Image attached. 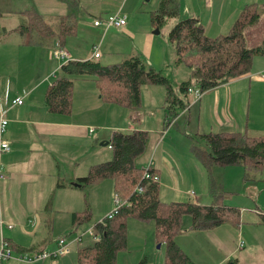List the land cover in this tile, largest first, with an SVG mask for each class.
Masks as SVG:
<instances>
[{"label": "crops", "instance_id": "1", "mask_svg": "<svg viewBox=\"0 0 264 264\" xmlns=\"http://www.w3.org/2000/svg\"><path fill=\"white\" fill-rule=\"evenodd\" d=\"M12 1L0 0V31L16 28L25 22L26 9L33 8L41 13L42 7L51 5L50 0H22L19 6L12 8ZM177 2L179 16L198 18L205 26L208 35L212 37L227 33L238 16L239 10L245 4L241 0H177ZM113 3H115L114 0H94V2L69 0L72 10L78 6L81 9L76 13L68 14L77 16V30L75 34L66 38L64 44L60 39H55L49 45L27 44L18 33H12L0 42V95L4 100L8 98L11 101L17 96H22L24 99L23 104L13 105L8 111L9 124L4 137L9 141L11 150L0 151V220L2 221L0 222V249L4 241L9 242L13 247V257L6 260L5 264H46L47 259L53 260V258H47L43 261L29 262L21 256L44 250L50 251L48 247L51 243L57 245L54 232L59 219L56 217L65 212L71 215L73 220V214L78 213L83 207L77 208L80 199L83 198L80 190H90L92 196L94 192L103 194L104 190L114 192V182L108 183V181L102 185L89 186H74L73 183L89 173L96 159L108 157V153L103 151L106 146L112 153L113 150L109 145L115 131L136 130L149 133L145 152L153 150L154 156H151L150 161H153V169L160 178L159 186L160 184L170 185L171 188L166 187L172 191V201H194L203 204L208 203L210 199L213 202L211 180L214 179L226 193L225 203L237 206L228 200L226 202L231 195L229 191L223 189V180L218 182L215 178L219 166L206 168L192 148L193 153L189 152L183 157V166L189 174L188 184L192 187L191 193L194 191V196L191 195L190 190L182 191L180 187L183 185V180L179 164L171 153L161 146L168 139L173 141V136L180 135L173 129L179 126V120L186 124L189 136H192L191 133L194 132L199 137L206 133L223 131L264 136V95L260 94L256 83L257 80H264V67L254 73L250 70L206 91L198 101H195L192 94L181 93L180 84L179 88H174L178 99L180 97L184 101V104L180 105L167 97L165 87L144 85L142 102L137 108L105 101L95 79L79 77L73 85L71 113L62 114L48 110L45 103L46 92L61 73L60 69L63 65L61 64L63 62L53 57L52 49L55 44L60 42L65 47L68 38L77 35L79 30L77 14L95 12L102 16L111 13L112 10L106 7ZM53 7L52 12L59 10L58 7ZM6 10L9 13H5ZM12 14L21 21L15 27L7 26ZM126 26L123 28L126 32L123 31V33L132 34V27L128 24ZM52 27L57 30L60 28V23L57 27ZM108 30L104 28L102 31L106 33ZM13 36H19L12 41L14 46L11 45ZM98 45L101 49V44ZM22 49L29 51H26L24 55L17 54ZM1 53L7 55L3 56ZM69 53L71 60H85L93 57L91 55L88 58H81ZM51 57L58 64L54 65ZM101 57L102 54L99 58ZM152 63L151 60L148 62L149 65ZM256 73L259 77H256ZM145 90H150L148 100L145 97ZM91 127L96 128L93 134L89 131ZM172 129L174 133H171ZM193 145L194 142L190 144L191 147ZM258 180L263 181V177L254 181ZM196 187L200 188V195L203 196L201 199L197 197V192L194 190ZM113 204L114 200L110 198L107 212L112 210ZM237 207L240 208L241 223L242 208ZM187 218L191 226V218L186 217L185 221ZM263 224L259 223L257 226L261 227ZM210 229L191 228L196 232ZM244 244L243 242L241 248ZM184 252L186 253L185 250ZM187 255L193 264H198L190 254ZM229 259L230 254H225L218 263L227 262L228 264ZM143 260L144 264L148 263L147 258ZM60 264H68V262L63 259ZM235 264H264V260L242 262L236 259Z\"/></svg>", "mask_w": 264, "mask_h": 264}, {"label": "trees", "instance_id": "2", "mask_svg": "<svg viewBox=\"0 0 264 264\" xmlns=\"http://www.w3.org/2000/svg\"><path fill=\"white\" fill-rule=\"evenodd\" d=\"M179 12L177 0H161L159 8L152 13V22L161 27L169 19L179 17ZM24 13L25 22L16 28L0 31V42L12 33H18L27 44L49 45L55 39L64 44L68 36L76 33L77 16L74 14L62 17L60 28L56 30L35 9H26ZM260 16L258 4L248 5L235 18L227 33L216 37L209 36L196 17L178 21L170 30L168 39L175 47L178 64L192 70V78L180 85L181 93H187L190 86H197L206 92L248 73L254 57L264 55V43L249 48L244 31L258 23ZM60 70L45 96L50 112L71 113L73 85L79 77L95 79L102 98L110 103L137 108L142 102V87L160 85L166 88L167 97L172 98L174 103L184 104L175 94L172 82L140 56L112 65H103L93 57L71 60ZM197 138L204 141L206 148L194 142L192 149L206 168L241 166L245 169V181H254L259 177L264 180V136L223 131L206 133ZM148 142L149 133L146 131H115L110 141L113 158L91 166L86 176L78 178L77 182L82 186L112 179L115 193L125 201L112 219L107 217L97 224L101 239L93 246L78 250V264H117L119 252L128 244L129 218L155 223L157 241L167 245L166 264H193L176 241L186 217L191 218L190 227L194 230L210 229L226 222L240 224V208L225 203L226 193L214 179L211 180L214 201L209 205L194 201L164 202L160 198L159 183L154 182L145 192H138L139 185L148 183L144 167L137 163ZM91 216L87 206L84 212L73 214L72 224L77 226L90 220ZM139 264H144V260Z\"/></svg>", "mask_w": 264, "mask_h": 264}, {"label": "rangeland", "instance_id": "3", "mask_svg": "<svg viewBox=\"0 0 264 264\" xmlns=\"http://www.w3.org/2000/svg\"><path fill=\"white\" fill-rule=\"evenodd\" d=\"M91 1L94 2V0ZM114 2L106 7L112 10L111 13L102 16L95 12L77 14L79 16V30L75 37L68 38L65 49L78 57L88 58L93 55L94 46L101 44L102 57L95 60L103 65H112L123 62L132 56H140L148 62L151 60L153 62L151 66L162 72L172 82L174 88H179L181 82L190 79V77L192 78V70L184 64H178L175 47L168 39L169 32L174 25L178 21L189 17L180 15L177 18L169 19L163 26L159 27L152 22V13L159 8L161 0H114ZM241 2H245V4L241 7L239 13L248 5L258 4L260 6L261 16L259 22L248 26L244 31L248 47L256 48L264 43V0H241ZM19 3H22V0H18V2L13 0L11 7H17ZM50 3V6L42 7L40 12L45 16L47 22L54 27L58 26L60 18L64 15L76 13L81 9L78 6L72 10L69 0H50ZM53 6L58 7L59 10L52 12ZM5 13L9 12L6 10ZM119 13L126 17L128 26L132 27V34L126 33L127 35H125L123 33L125 29L114 27L109 28V30L106 29L108 31L104 33L102 31L104 30L103 26L97 27L94 24L95 20L100 17L106 18ZM20 22V19L12 14V17L8 19L7 26L15 27ZM156 31L159 32L156 33ZM18 37L13 36L11 38L12 46H14L12 41H15L14 39ZM23 49L17 54L24 55L26 51H29ZM1 55L6 56L7 54L1 53ZM21 60L27 64L23 59ZM51 61L54 65L58 64L53 57H51ZM263 67L264 55L255 56L251 73L262 70ZM257 75L256 73V77H259ZM256 83L259 86L260 94L264 95V80H257ZM149 91L145 90L146 100L149 98ZM178 124L179 126L177 125L173 129L178 131L180 135L173 136V141L168 139L163 142L161 147L168 150L179 164L180 175L183 180L180 189L182 191L190 190L191 193L192 187L188 184L189 174L183 166V157L192 152V145L190 146L192 142L197 143L202 148H206V144L197 138L195 132L191 133L192 136L187 135V126L182 120H179ZM173 129L171 133H174ZM103 151L108 153V157L106 159H96L95 164L113 158L114 152L111 153L107 146ZM152 151H144L137 158V163L144 165V167L148 166L151 156H154ZM244 176L245 169L240 166L219 167L215 175L218 182L223 180V189L229 191L231 195L229 199H226V202L228 200L231 204L242 208L240 225L226 222L219 228L196 232L191 230L190 220L186 219L184 228L177 237V242L198 264H219L218 261L225 254H230L228 264H235L236 259L242 262H245V260H264V180L247 182L244 181ZM105 182L112 183L113 180L106 179L96 185H102ZM166 186L170 187V185L160 184V198L164 202H171L172 191ZM194 190L197 192V197L201 199L203 196L200 195V188L196 187ZM80 191L83 198L80 199L77 208L83 207L78 213L84 212L87 205H89L92 216L90 220L77 226L72 225L71 215L65 212L56 217L59 220L54 232V240L64 237L71 243V246L67 254L53 258V260L47 259L46 264H60L63 259H66L68 264H78V250L93 246L97 241L89 235V230L98 233L97 224L108 217L115 209L113 204L112 210L107 212L110 205V203L108 205V201L110 198L114 200L115 191L108 192L104 190L103 194H95L94 192L93 196L90 190L82 189ZM208 200V203L203 204L212 202V200ZM104 210L106 211L103 212ZM127 223L128 244L125 249L119 252L117 264H139L144 258H147V264H166L167 245L157 241L155 223L153 221L143 222L136 218H129ZM259 223L263 225L261 227L257 226ZM80 236H82L81 241L75 242ZM72 242L74 243L72 244ZM243 242L245 244L241 248ZM56 246L55 243H51L48 249L50 251L55 250ZM223 264H227V262Z\"/></svg>", "mask_w": 264, "mask_h": 264}, {"label": "built area", "instance_id": "4", "mask_svg": "<svg viewBox=\"0 0 264 264\" xmlns=\"http://www.w3.org/2000/svg\"><path fill=\"white\" fill-rule=\"evenodd\" d=\"M95 26H103L105 29H109L111 27L123 29L127 24V19L122 14H117L113 16H107L106 18H99L96 19L94 22ZM53 57L61 62H69L71 61V55L69 51L65 49V47L60 43L57 42L52 49ZM101 56L100 51V45L94 46L93 51V58L97 59ZM187 93L192 94L195 101H198L201 99L205 92H203L199 87L197 86H190L187 88ZM24 99L22 96H17L13 100H9L6 98L5 100L0 95V151L7 152L11 150V146L9 141L4 137V134L7 130V126L9 124V119L7 117L8 111L11 106L16 104H23ZM189 108L187 107V110ZM90 133L93 134L96 131L95 127L90 128ZM110 148H112L111 145H109ZM153 161L149 162V165L144 167V177L148 180V183L146 185H139L137 187L138 192H145L150 185L151 182L154 183H160L159 176L152 172L153 170ZM2 177V175H1ZM192 196H194V191L191 193ZM125 203V201L118 195L115 194L114 198V204L115 209L114 211L108 216L109 219H112L115 215L118 209ZM107 218V217H106ZM105 220V218H104ZM103 220V221H104ZM0 222H2L0 220ZM102 222V221H101ZM11 227V226H10ZM89 235L94 238V240L99 241L101 239V234L95 233L93 230H89ZM82 236H80L75 242L81 241ZM71 246V243L68 242V240L64 237L57 240V248L52 251H41V252H35L33 254H26L22 255L21 258H24L29 262H36V261H43L47 258H57L64 256L69 252V247ZM13 257V248L10 246L9 242L4 241L1 249H0V264H5L6 260H9Z\"/></svg>", "mask_w": 264, "mask_h": 264}, {"label": "water", "instance_id": "5", "mask_svg": "<svg viewBox=\"0 0 264 264\" xmlns=\"http://www.w3.org/2000/svg\"><path fill=\"white\" fill-rule=\"evenodd\" d=\"M159 31H156V33H158ZM74 186H80V184L78 182H74L73 183Z\"/></svg>", "mask_w": 264, "mask_h": 264}]
</instances>
